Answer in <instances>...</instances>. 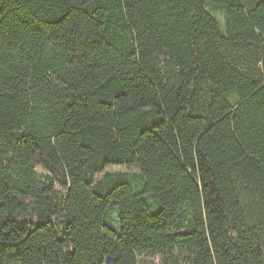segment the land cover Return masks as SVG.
I'll return each instance as SVG.
<instances>
[{
  "label": "trees",
  "instance_id": "16d2710c",
  "mask_svg": "<svg viewBox=\"0 0 264 264\" xmlns=\"http://www.w3.org/2000/svg\"><path fill=\"white\" fill-rule=\"evenodd\" d=\"M175 248L264 264V0H0V264Z\"/></svg>",
  "mask_w": 264,
  "mask_h": 264
},
{
  "label": "rangeland",
  "instance_id": "374dc122",
  "mask_svg": "<svg viewBox=\"0 0 264 264\" xmlns=\"http://www.w3.org/2000/svg\"><path fill=\"white\" fill-rule=\"evenodd\" d=\"M213 14L223 23L224 17L220 12H213ZM109 172H136L138 169L134 166L123 165H109L107 167ZM43 173V172H42ZM190 251L185 248L171 249L163 254L160 253H143L139 255L141 264H190Z\"/></svg>",
  "mask_w": 264,
  "mask_h": 264
}]
</instances>
